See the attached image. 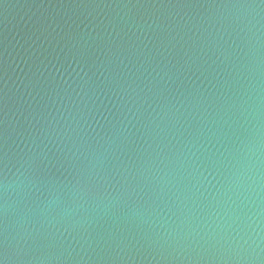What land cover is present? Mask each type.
<instances>
[{
	"label": "water",
	"instance_id": "water-1",
	"mask_svg": "<svg viewBox=\"0 0 264 264\" xmlns=\"http://www.w3.org/2000/svg\"><path fill=\"white\" fill-rule=\"evenodd\" d=\"M0 264H264V0H0Z\"/></svg>",
	"mask_w": 264,
	"mask_h": 264
}]
</instances>
